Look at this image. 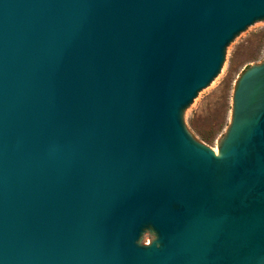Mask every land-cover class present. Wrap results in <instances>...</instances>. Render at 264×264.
I'll return each instance as SVG.
<instances>
[{
	"label": "water",
	"instance_id": "1",
	"mask_svg": "<svg viewBox=\"0 0 264 264\" xmlns=\"http://www.w3.org/2000/svg\"><path fill=\"white\" fill-rule=\"evenodd\" d=\"M264 0H0V264H264V62L218 152L188 116Z\"/></svg>",
	"mask_w": 264,
	"mask_h": 264
},
{
	"label": "rangeland",
	"instance_id": "2",
	"mask_svg": "<svg viewBox=\"0 0 264 264\" xmlns=\"http://www.w3.org/2000/svg\"><path fill=\"white\" fill-rule=\"evenodd\" d=\"M264 62V25L237 44L220 82L188 116L191 135L218 152L231 126L236 83L251 66Z\"/></svg>",
	"mask_w": 264,
	"mask_h": 264
},
{
	"label": "bare ground",
	"instance_id": "3",
	"mask_svg": "<svg viewBox=\"0 0 264 264\" xmlns=\"http://www.w3.org/2000/svg\"><path fill=\"white\" fill-rule=\"evenodd\" d=\"M216 152V151H215Z\"/></svg>",
	"mask_w": 264,
	"mask_h": 264
}]
</instances>
